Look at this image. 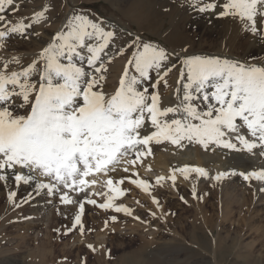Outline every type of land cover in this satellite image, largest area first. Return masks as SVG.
Here are the masks:
<instances>
[{
  "label": "snow or ice",
  "instance_id": "1",
  "mask_svg": "<svg viewBox=\"0 0 264 264\" xmlns=\"http://www.w3.org/2000/svg\"><path fill=\"white\" fill-rule=\"evenodd\" d=\"M184 5L218 19L231 18L242 32L264 41V0H184ZM19 10L18 0H0V48L13 37L38 35L33 27L50 23V5L33 12L27 22L5 15ZM129 52L118 83L105 91L109 65ZM186 52L169 51L139 35L121 41L102 21L73 9L26 65L18 56L0 57V181L7 188L11 177L17 188L34 185L36 196L59 194L63 205H78L64 235L77 226L83 235L86 203L132 215L128 207L114 203L125 195L119 187L124 179L150 194V183L138 173L119 181L109 173L121 167L129 172L152 155V144L182 148L187 142L214 153L249 155L259 149L264 158V62ZM174 70L178 75L169 85L167 77ZM161 83L172 88L170 97L161 94ZM193 173L215 182L239 175L245 182L264 184V169L209 176L204 167L188 165L171 168L167 178L157 176L155 184L170 181L175 187L177 174L189 180ZM97 184L106 192L87 193ZM259 191L264 193V186ZM73 192L87 195L78 201L70 196ZM92 195H104V202L97 204ZM192 196L198 198L195 184ZM16 197L17 191L7 192L14 209L21 207ZM31 198L32 192L22 202ZM152 202L159 207L155 197Z\"/></svg>",
  "mask_w": 264,
  "mask_h": 264
},
{
  "label": "rangeland",
  "instance_id": "2",
  "mask_svg": "<svg viewBox=\"0 0 264 264\" xmlns=\"http://www.w3.org/2000/svg\"><path fill=\"white\" fill-rule=\"evenodd\" d=\"M74 1L18 0L19 12L5 13L11 21L16 22L23 17L27 22L33 12L41 10L44 5H50L47 14L50 23L34 26L32 32L38 35H31L29 39L13 37L6 40L5 47L0 48V57L10 59L12 56H18L26 65L40 49L46 46L52 35L62 28L67 18L72 15L73 9L78 13L89 15L93 20L102 21L106 28L113 22L111 20L115 19L118 22L116 24L124 25L119 26L121 32L125 33L131 29L129 34L134 38L139 35L148 42L158 45L161 43L160 46L170 49V45L177 38L170 40L171 42L165 41L161 38L162 34L167 35L175 28L179 30L185 13L191 9L184 5V0H145L146 2L140 0L142 4L139 1H131L126 6L123 4L116 6L119 0ZM168 2H171L170 7H166L168 4L165 3ZM148 3L151 5L153 3L154 6ZM140 15L145 18L151 15L147 18L149 20L155 18L152 23L155 22L156 27L147 25V21H143ZM208 16L214 17L217 24L212 27L210 35L203 37L205 42L201 41V51L209 50L208 53H213L215 56L225 55L227 58H232L242 57L244 52L256 50L254 45L257 43L264 46V41L242 32L241 25L237 21L231 18L218 19L215 14ZM159 23L162 25L161 29L157 28ZM147 28L149 30L154 28L153 31L158 34L153 35ZM157 29L160 31L158 32ZM197 42V38H188L185 44L196 47ZM130 54L129 52L125 56L116 57L109 65L108 87L105 91H111L116 86L120 74L114 76V73L118 67L122 73ZM198 55L205 54L198 52ZM251 57H255L254 54ZM260 59L264 60V54ZM159 87L161 94H164L167 89L164 88L163 83ZM193 147L188 145L177 148L182 150L181 153L184 155L191 150L194 154V149L198 151L197 147L194 149ZM151 149L152 155L143 159L142 163H138L134 168H130L129 172H124L121 167L109 173L114 181L129 177L132 172L138 173L140 179L150 183V194L124 179L119 187L126 190L125 195L118 197L114 203L128 207L132 215L117 213L112 209H100L86 203L82 216L85 229L83 235L80 234L79 226L64 235L67 229L72 228L78 205H63L59 194L54 197H49L46 193L36 196L33 192L34 185L21 184L17 188L11 177L7 188L4 182L0 181V264H264V193L260 191L257 195L253 193L251 181H242L239 185L236 180H230L223 186L221 183L225 182L224 180L219 182L210 180L202 188L196 189L198 198L195 199L192 196V189L187 183L185 184V180L176 179L175 187L170 181L158 186L155 184V178L157 176L167 178L171 168H180V165L172 160L178 158L180 160L183 157L179 150L168 148L167 142L152 144ZM202 150L201 148L199 152H207ZM162 153H166L167 159H171L170 168L166 170L161 165L154 167L150 164V161ZM168 154H172L171 157ZM240 156L238 157L240 159L234 163L222 165V170L230 171L241 167L247 172L260 160H264L259 153L250 155L252 157H249L250 159L244 155ZM212 171H208L210 175L218 173V169ZM177 177L179 178L180 175L177 174ZM37 179L41 178L37 177ZM101 179L105 180L107 177ZM233 183L237 189L229 197L226 192L228 194L231 192L228 185ZM10 190L17 191L15 199L21 203L18 209H14L7 201V192ZM30 192L32 198L28 199L27 203H23V199L27 198ZM104 192L106 188L100 185L94 193ZM85 195L87 193H70V196L78 201L83 200ZM152 197L159 201V207L152 202ZM91 198L99 204L104 202L105 196L92 195ZM153 212L155 217L151 215ZM112 217L116 218L115 221L111 219ZM46 220H48L47 225ZM88 245H92V249L95 250L87 247Z\"/></svg>",
  "mask_w": 264,
  "mask_h": 264
},
{
  "label": "bare ground",
  "instance_id": "3",
  "mask_svg": "<svg viewBox=\"0 0 264 264\" xmlns=\"http://www.w3.org/2000/svg\"><path fill=\"white\" fill-rule=\"evenodd\" d=\"M106 1V0H105ZM131 1L133 2H140V0H119V2H116V6H120L121 4H123V6H126L128 3H130ZM76 2V0L74 1ZM143 2H146L145 0H143ZM142 4V2H140ZM149 4V3H148ZM167 6L166 7H170L171 6V2H168V3H165ZM150 6L152 5L149 4ZM154 6V5H153ZM152 6V7H153ZM130 7V6H129ZM165 7V8H166ZM119 8V7H118ZM136 9V8H135ZM172 9V8H171ZM174 9V8H173ZM171 11H174V10H171ZM154 13V12H153ZM161 13V11H160ZM137 14V13H136ZM151 14V13H150ZM155 14V13H154ZM156 15V14H155ZM160 15V14H159ZM163 15V14H161ZM209 14H200L198 13L197 11H192L191 9H188V11L185 13V18L184 20L180 23V27H179V30L175 28V30H170V32L167 34V35H163V37H161L162 39H164L165 41H170V40H174V38H177V40H174V42H172V44L170 45V49L169 48H166L167 50L169 51H175L176 53H181V50L182 49H187V52L186 54L187 55H195V54H198V52H204L205 55H214L213 53H208L209 50H204V51H201L202 50V46H201V41L202 42H205L203 40V37H206L208 35H210V32L212 31V27H214L217 22L216 20H214V17H210L208 16ZM89 16V15H88ZM141 16V15H140ZM147 16V15H145ZM151 16V15H150ZM150 16H147L150 18ZM153 16V15H152ZM158 16V15H157ZM139 17V16H138ZM145 18L144 16H141L142 20L143 21H147V25H151L152 27L154 26L155 22L152 23L154 21L155 18H153L152 20H149V18ZM223 19V18H221ZM119 20V19H118ZM121 20V19H120ZM119 20V21H120ZM156 20V19H155ZM111 21V24L107 25V28L109 30H114L116 32H118L120 34V37L121 39L124 41H130L131 39H133L134 37L132 35H129V32L130 30H128V32L126 31L125 33L124 32H121L120 31V28L119 26H124V25H118L116 23V20L115 19H112ZM122 21V20H121ZM163 22V21H162ZM122 23V22H120ZM157 23V22H156ZM209 24V25H208ZM143 25V24H142ZM156 25V24H155ZM159 29H161V23L157 24ZM127 26V25H126ZM138 26V25H137ZM145 26V25H144ZM149 26V28L151 27ZM146 27V26H145ZM156 27V26H154ZM125 28V27H124ZM138 28V27H137ZM150 32H152L153 35H157L152 28L151 30H149ZM129 29V28H128ZM123 30V29H122ZM158 30V29H157ZM140 31V30H139ZM160 30H158L159 32ZM157 32V31H156ZM163 32V31H162ZM189 33L193 34V35H188ZM131 36L133 38H131ZM136 36V35H134ZM160 36V34H159ZM195 37V38H194ZM160 38V37H158ZM188 38H191V39H198V42L196 43V47H193L192 44H185V42L188 40ZM121 40V41H122ZM171 42V41H170ZM167 44V43H166ZM161 45V43H160ZM168 45V44H167ZM163 47V46H162ZM254 48L256 50H251L250 52H244L243 56L242 57H232L233 59H241V60H244V59H247L251 56H254L256 57L255 63H261V62H264V60H261L260 59V56H262L264 54V46L262 44H259L257 43L256 45H254ZM221 56V55H220ZM226 57L225 55H222L221 57ZM263 59V58H262ZM173 60L175 61V57H173ZM121 61V60H120ZM116 64V63H115ZM118 64V62H117ZM120 64V62H119ZM117 66V65H116ZM116 66H114V68H116ZM122 66V65H121ZM120 66V67H121ZM115 70V69H114ZM121 70V69H120ZM119 70V67H118V70L116 69V72L114 73V76H117L118 74H121ZM178 73L174 70L172 73L169 74V78H168V82H169V85H174V82H175V79L177 77ZM160 88V87H159ZM151 91V89H150ZM172 94V88H168L166 90V92L164 94H162L163 96L165 97H170ZM194 146V147H197L198 148V151H196V149H193L195 150L194 154L191 153V152H185L186 150H183L184 155H182L181 151L177 148V146H174V145H171L170 143H168V148L170 149H174L175 151L179 150L183 159H180L179 158L177 160H172V162H177V164L180 165V167L182 166H185V165H188V166H199V167H204V168H208L207 166H210L208 169L209 170H213L215 171V169L217 170L218 169V172L220 171H227V170H222V165L224 164H227V163H234L237 159H240L238 157H241L240 155H244L246 158H249L250 155L248 154H237V153H227V152H221L220 150H217L215 153L212 152V151H207V152H199L201 147L199 145H193V144H189L187 142L184 143V147L185 146ZM188 148V147H187ZM191 148V147H190ZM172 149V150H173ZM184 149V148H183ZM171 151V150H170ZM179 151L177 153H179ZM203 151V150H202ZM167 152V151H166ZM169 152V150H168ZM255 153H259V150H254ZM170 153V152H169ZM172 153V152H171ZM175 153V152H174ZM190 153V154H188ZM166 153H162L160 154L157 158H155L154 160L150 161V164L153 165L154 167L155 166H159L161 165L163 167L164 170L170 168V161L171 159H167V157L165 156ZM176 154V153H175ZM169 155V154H168ZM172 155V154H170ZM169 155V156H170ZM180 155V154H179ZM180 155V156H181ZM175 156V155H174ZM233 156V158H232ZM171 157V156H170ZM179 157V156H178ZM176 158V156L174 157ZM252 158V157H250ZM249 158V159H250ZM262 158V157H261ZM264 159V158H263ZM242 162V161H241ZM231 165V164H230ZM249 165V164H248ZM251 165V164H250ZM176 167V166H174ZM232 167V165H231ZM231 167H228L231 169ZM238 168V167H237ZM206 169V170H208ZM229 169V170H230ZM260 169H264V160H260L258 162V164L254 165L253 167H251L250 170H260ZM208 170V171H209ZM233 170V169H232ZM249 170V171H250ZM212 171V172H213ZM236 171H243L242 168L240 167L239 169H236ZM244 172V171H243ZM209 173V172H208ZM209 176H213V175H210L209 173ZM177 179L179 180H184L182 176H180L179 178L177 177ZM211 179H205V178H197L196 175L193 173V174H190V177H189V180H185V184L187 183V185L189 186L190 189L193 188V184H195V190L197 188H202V186L206 183H208ZM230 180H236L237 183L239 185H241L243 179L237 175V176H229V177H226L224 179L225 182L221 183V185L223 186L224 184H227V182H229ZM245 182V181H244ZM243 182V183H244ZM253 183V193H255L256 195L259 193V187H262L263 185L259 182H256V181H251ZM243 186V185H242ZM100 187V184H97L95 187H92L90 189L87 190V193H94L96 192L97 188ZM228 188L231 189V192L228 194V192H226L227 196L231 197L233 195V193L236 192V189H237V186L233 183V185H228ZM245 190L242 189V192ZM252 193V194H253ZM71 196H74V195H71ZM239 196H241V193L239 194ZM246 202V201H245ZM45 224L47 225L48 224V220L45 221ZM99 241V240H98Z\"/></svg>",
  "mask_w": 264,
  "mask_h": 264
}]
</instances>
